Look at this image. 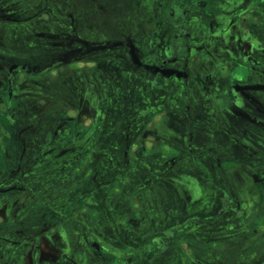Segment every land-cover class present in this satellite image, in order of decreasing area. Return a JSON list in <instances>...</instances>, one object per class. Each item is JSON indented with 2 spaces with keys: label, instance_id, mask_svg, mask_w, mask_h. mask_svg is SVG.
<instances>
[{
  "label": "rangeland",
  "instance_id": "rangeland-1",
  "mask_svg": "<svg viewBox=\"0 0 264 264\" xmlns=\"http://www.w3.org/2000/svg\"><path fill=\"white\" fill-rule=\"evenodd\" d=\"M32 1L23 3L26 6ZM212 1L211 11L216 15L231 7L228 0H215V4ZM49 7L48 12L30 21H0L3 57L42 64L50 45L33 32L42 28L55 31L64 26L68 12L77 19L81 36L88 40L132 34L145 44L144 36L137 32L140 27L148 29L149 0H51ZM22 9V15L39 11L34 6ZM258 18V25H253L250 32L264 49V17ZM192 25L194 40L203 38L207 42L208 33H212L208 25ZM254 57L264 68V54L256 51ZM107 63L111 65L109 60ZM108 78L92 69L60 71L40 80L29 77L24 83L28 100L38 102L40 108L35 113L36 127L24 135L27 146L37 140L44 148L52 147L45 143L54 119L72 116L80 100L96 104L92 114L82 117L86 125L81 123L79 134L68 144L74 151L66 156L60 154L56 164L45 162L35 168L51 178L59 173L64 179L49 190L56 211L60 207L69 216L79 200L82 204L81 222L76 227L72 221L65 225L71 251L75 246L83 249L85 244L81 243L91 237L104 244L105 260L78 256L76 252L77 262L251 264L256 252L263 253L256 258L264 256V116L236 103L234 92L226 85H216L200 105L186 102L185 95L173 104L169 99L171 88H166L165 95L161 88L157 95L156 85L139 80L130 71L125 76L119 73L113 80ZM244 84L264 99L263 76L255 72ZM110 85L115 101L105 92ZM189 121L195 128L191 142L187 137ZM129 124L134 131L132 145H137L130 165L115 172L113 177L117 179L108 186L99 189L85 183L95 169L111 165L113 153L124 142L122 132ZM251 150L259 153L251 157ZM172 154L180 161L173 169L163 171L158 161ZM35 177L41 178L39 174ZM193 188L198 196L189 204L180 190ZM73 230L77 231L74 236ZM121 240L129 246L120 245ZM116 249L118 253H114Z\"/></svg>",
  "mask_w": 264,
  "mask_h": 264
},
{
  "label": "flooded vegetation",
  "instance_id": "flooded-vegetation-1",
  "mask_svg": "<svg viewBox=\"0 0 264 264\" xmlns=\"http://www.w3.org/2000/svg\"><path fill=\"white\" fill-rule=\"evenodd\" d=\"M149 1L148 29L140 27L137 32L144 36L145 44H140L132 34L99 41L88 40L81 36L77 19L68 12L64 26L55 31L42 28L33 32L35 37L45 39L50 45L49 52L43 55L42 64L5 58L0 54V264H79L76 252L78 256L84 254L87 258L105 260L104 244L95 237L82 242V246L85 244L83 249L75 246L71 251L65 225L66 221H72L76 227L81 222L82 204L79 200L69 216H65L60 207L56 211L49 190L61 185L64 179L59 173H54L51 178L35 170L45 162L56 164L60 154L66 156L74 151L68 144L73 136L79 134L84 121L82 117L92 114L96 104L88 99L85 102L80 100L72 116L54 119L45 143L52 147L44 148L37 140L30 141L27 146L24 135L36 127L35 113L40 108L38 102L28 100L29 91L24 87L26 78L40 80L60 71L93 69L113 80L119 73L125 76L130 71L139 80L156 85L157 95L161 88L163 95L168 92L166 88H171L169 99L173 104L185 95L186 102H197V105L216 85L220 86L218 88L226 85L234 92L236 103L244 104L264 116V99L255 96L251 87L244 84L255 72L264 77V68L258 66L254 57L256 51L263 55L264 49L250 32L253 25H258V16L264 17V0H228L227 4L231 7L218 15L211 11V0ZM50 3L51 0H34L25 6L23 0H0V21L22 23L33 20L47 11ZM32 6L39 10L36 14L24 13L25 17L20 14L22 8ZM193 23L208 25L207 29L210 28L212 33H208L207 42L202 41L203 38L194 40ZM108 60L110 66H107ZM234 62L244 68L245 74L230 81L227 76ZM199 66L205 67L203 77L196 71V76L190 80L192 68L198 70ZM112 88L110 85L105 92L115 101ZM95 92L99 94V89L95 88ZM155 102L157 104V96H154ZM188 124L187 137L191 142L195 128L190 121ZM133 134L129 124L124 134L122 132L124 142L113 153L111 165L95 169L94 174L86 177L88 181L85 183L99 189L115 183L117 177H113L114 173L128 167L130 158L133 159L137 151L135 142L134 147L132 145ZM235 142L249 149L243 142L237 139ZM258 153L251 150V157ZM179 161L180 158L172 154L158 161V166L167 172ZM38 174L40 179L35 177ZM195 189L180 190L183 200L189 204L196 200ZM76 234L77 231H71L72 236ZM120 245L129 246L124 240L120 241ZM118 251L116 249L114 253ZM187 252L190 253L189 250ZM260 254L263 255L259 252L251 255V264H264V256L256 258Z\"/></svg>",
  "mask_w": 264,
  "mask_h": 264
},
{
  "label": "crops",
  "instance_id": "crops-1",
  "mask_svg": "<svg viewBox=\"0 0 264 264\" xmlns=\"http://www.w3.org/2000/svg\"><path fill=\"white\" fill-rule=\"evenodd\" d=\"M198 68V67H197ZM194 68H192L191 72L189 73V79L191 80L192 77L196 76V71L200 72V75L203 77V73H205V67L204 66H199L198 70H194ZM203 72V73H202ZM243 74H245V70L244 68H242L239 64H237L236 62L232 63V67H231V71L229 73V75L227 76L229 78L230 81H234V79L238 76H242Z\"/></svg>",
  "mask_w": 264,
  "mask_h": 264
}]
</instances>
